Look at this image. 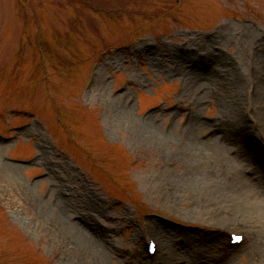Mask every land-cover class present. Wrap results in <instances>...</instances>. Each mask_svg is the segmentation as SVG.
Returning <instances> with one entry per match:
<instances>
[{
	"label": "rangeland",
	"instance_id": "374dc122",
	"mask_svg": "<svg viewBox=\"0 0 264 264\" xmlns=\"http://www.w3.org/2000/svg\"><path fill=\"white\" fill-rule=\"evenodd\" d=\"M260 112L264 0H0V264H264V223L221 217L256 169L179 156Z\"/></svg>",
	"mask_w": 264,
	"mask_h": 264
},
{
	"label": "bare ground",
	"instance_id": "6f19581e",
	"mask_svg": "<svg viewBox=\"0 0 264 264\" xmlns=\"http://www.w3.org/2000/svg\"><path fill=\"white\" fill-rule=\"evenodd\" d=\"M205 59L213 62V65L217 67H221L220 65L222 63H228L227 59L220 54L218 49L213 47ZM207 76L206 78L210 79L213 78L215 74L211 73ZM237 78L242 84L241 96L245 98L244 78L240 74L237 75ZM261 114L260 112L257 121L249 116H245L239 121L230 120L227 119L228 116L224 115L225 118L219 119L214 123L212 126V133L202 138L196 137L194 131L198 128L207 127L211 123L199 120L196 116V118L190 121L189 127L187 126L188 128H183L186 134L185 142H187V146L184 150H180L179 156L186 158L189 155L192 159L190 162L191 167H200L205 163H210V165L213 166L216 162L220 164L221 167L233 166L234 168L237 166L238 171L242 163L247 162L246 165L253 166L257 171V175L255 176L254 174L255 178H251V180H248L246 176L240 179V182L242 181L241 183L243 184V190L239 194L233 193L231 195L230 193V196L229 193L223 191V194L227 195L230 202L233 203L228 204V208H225V212L221 215L223 219L229 218L227 215L230 213L235 214L238 212L242 214V217L246 220L244 222L246 223L248 222L247 218L253 223H264V117H262ZM152 126L151 128H153ZM219 137L223 139L219 140ZM235 137L237 138L234 139ZM5 167L10 170L23 168V166L10 163L5 164ZM41 182L42 181H38L36 186L40 185ZM233 200H235L237 204H235ZM62 226H64V223ZM62 232L65 236H68L75 245L88 246L86 242H84L83 237V235L85 237H87V235L84 231L74 227L71 223L66 222ZM91 245L96 253L95 262H102L107 256L104 246L99 241L93 242ZM261 258H263L262 251Z\"/></svg>",
	"mask_w": 264,
	"mask_h": 264
},
{
	"label": "snow or ice",
	"instance_id": "6c2138e0",
	"mask_svg": "<svg viewBox=\"0 0 264 264\" xmlns=\"http://www.w3.org/2000/svg\"><path fill=\"white\" fill-rule=\"evenodd\" d=\"M237 239H239V237H237Z\"/></svg>",
	"mask_w": 264,
	"mask_h": 264
}]
</instances>
